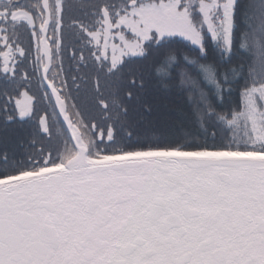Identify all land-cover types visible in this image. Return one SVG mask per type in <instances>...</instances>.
Here are the masks:
<instances>
[{"label": "snow or ice", "instance_id": "obj_1", "mask_svg": "<svg viewBox=\"0 0 264 264\" xmlns=\"http://www.w3.org/2000/svg\"><path fill=\"white\" fill-rule=\"evenodd\" d=\"M0 264H264V0H0Z\"/></svg>", "mask_w": 264, "mask_h": 264}, {"label": "trees", "instance_id": "obj_2", "mask_svg": "<svg viewBox=\"0 0 264 264\" xmlns=\"http://www.w3.org/2000/svg\"><path fill=\"white\" fill-rule=\"evenodd\" d=\"M176 100V103L179 105L182 103V101H180L178 98H174ZM13 127H16L18 131H22V129L19 128V126H13Z\"/></svg>", "mask_w": 264, "mask_h": 264}]
</instances>
